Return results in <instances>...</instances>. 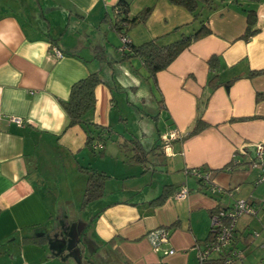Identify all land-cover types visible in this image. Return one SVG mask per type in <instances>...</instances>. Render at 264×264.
I'll return each instance as SVG.
<instances>
[{
  "label": "crops",
  "instance_id": "obj_1",
  "mask_svg": "<svg viewBox=\"0 0 264 264\" xmlns=\"http://www.w3.org/2000/svg\"><path fill=\"white\" fill-rule=\"evenodd\" d=\"M117 1L0 0V264H82L81 246L89 264H200L197 254L209 237L211 214L237 199L250 201L257 212L237 218L231 246L243 258L231 264H264V181L255 183L261 168L251 164L257 144L264 158V72L250 75L264 70V0L243 2L257 15L258 31L248 39L241 38L246 27L241 7H218L208 14L211 32L156 73L162 128L157 138L172 131L177 137L165 151L159 148L165 163L148 157L144 165L114 136L112 149L109 140L90 148L79 125L64 129L61 101L74 81L89 73L102 79L88 116L110 128L113 88L123 93L137 87L129 72L141 63L120 59L119 34L110 23ZM149 6L146 21L127 32L133 45L156 37L171 41L177 27L189 29L192 16L182 6L129 0L130 14ZM52 45L62 51L60 58L50 54ZM212 55L219 59L218 80L233 79L228 88L207 83ZM199 112L208 125L186 136ZM111 154L125 158L120 163ZM80 167L108 176L88 213L81 207L86 176ZM197 167L211 171L219 192L210 193L186 172ZM165 185L169 196L151 203ZM180 186L188 193L175 198ZM157 227L170 228L164 247H172V254L153 250L147 233ZM219 259L215 254L203 264Z\"/></svg>",
  "mask_w": 264,
  "mask_h": 264
},
{
  "label": "trees",
  "instance_id": "obj_2",
  "mask_svg": "<svg viewBox=\"0 0 264 264\" xmlns=\"http://www.w3.org/2000/svg\"><path fill=\"white\" fill-rule=\"evenodd\" d=\"M168 1L173 5L182 6L187 11H189L192 16V20L190 24H188L189 29L185 30L182 29L183 27H177L174 32H177L178 36L176 39L171 41H166L163 37H156L139 45H133L131 42H129L127 50L119 53L121 60L137 59L140 61L141 67L145 71L143 79L146 81L151 79L154 85H156L155 75L158 71L166 69L172 63V61L192 42L204 37L211 32L208 22V14L211 11L216 10L218 7L226 6L229 3L241 7L246 17V27L243 34L241 35L242 39L246 40L258 31V28H256L257 15L255 10L253 8H247L243 3L247 0ZM113 9L114 16L113 18H110L111 27L119 35H127V32L132 27L142 24L146 21L152 7H145L138 13L130 14L129 0H118ZM207 63L209 65L210 72L212 73L208 77L207 83L211 89H214L222 83L218 80L216 73H214L218 68L219 59L216 55H212L209 57ZM262 72H264V70L251 71L250 75L260 74ZM232 80L233 79L227 80L222 84L228 88ZM101 82L103 81L97 73H89L86 76L74 81L70 86L68 98L65 101H61V106L67 118V123L64 129L72 125H79L84 130L86 135V145L90 148L95 141H100L103 147V144L106 143L107 140L113 138V130L110 127L96 124L88 116V114L93 111L95 105L94 88ZM200 114L201 112H199L198 117L186 136H191L208 125L201 119ZM128 141L130 143H127ZM128 141H123L120 143L121 149L132 152V160L142 165L147 162L148 154H154L156 149L158 153L161 154L159 148L162 146V143L160 142L155 144L152 149L145 150L141 147L136 139H129ZM200 169L211 172L204 167H200ZM80 170L84 172L86 176L85 187L81 199V207L83 208L102 195L104 182L108 176L103 171H95L88 167H80ZM189 172L190 169L187 170V173ZM197 180L201 185H204L210 193H212L210 190V185L207 182H205L200 177H197ZM170 188V185H165L161 193L156 198H154L151 203H162L169 196ZM164 228L170 230L169 227ZM209 238L210 230L208 239ZM79 254L82 264L90 263V260L84 254L82 246L79 248ZM207 261H209V259L204 262ZM155 264L166 263L158 262Z\"/></svg>",
  "mask_w": 264,
  "mask_h": 264
},
{
  "label": "built area",
  "instance_id": "obj_3",
  "mask_svg": "<svg viewBox=\"0 0 264 264\" xmlns=\"http://www.w3.org/2000/svg\"><path fill=\"white\" fill-rule=\"evenodd\" d=\"M119 38L120 45L117 50L121 53L122 51L127 50L130 39L126 34L119 35ZM50 54H52L55 58H60L62 56V51L57 46L52 45L50 46ZM11 121L17 125H22L24 123L23 119L20 117H11ZM176 137L177 134L173 131L160 135L164 151L168 148L170 140ZM95 147L102 148L101 142H97ZM251 164L252 166H259L261 168V174L257 177L255 183L264 181V158H262V144H257L255 160ZM189 173L196 177H200L207 182L210 185L212 193L219 192V187L213 184L210 179V172L207 170H201L200 167H197L190 169ZM187 193V187L180 186L174 193V197L184 198ZM260 206L264 207V198L260 200ZM256 212L257 208L246 199H237L228 207L218 208L215 212H213L210 216V238L204 243V246L198 250L197 255L199 263L203 264L204 261L209 259L212 252H216L220 258L219 264H231L235 259L240 258L242 252L238 248L231 246L236 220L242 214L254 215ZM258 235L259 234L256 231L252 233V237H257ZM147 239L152 245L153 250L156 252L164 255L172 254L174 252L172 247H164V245L168 243L169 239V230L164 227H157L150 230L147 233Z\"/></svg>",
  "mask_w": 264,
  "mask_h": 264
},
{
  "label": "rangeland",
  "instance_id": "obj_4",
  "mask_svg": "<svg viewBox=\"0 0 264 264\" xmlns=\"http://www.w3.org/2000/svg\"><path fill=\"white\" fill-rule=\"evenodd\" d=\"M134 68L137 70L129 73H132L134 79L133 84L137 86L136 88H126L124 90L126 92L123 93L119 92L118 87L113 88L116 104L113 109L115 121H113L111 128L113 130V136L118 142L121 143L129 139H136L143 149L150 150L156 143H159V139L157 138L158 131L162 130L159 119L157 120L158 112L161 110L159 103L160 97L152 80L149 79L146 81L143 79L142 67L135 66ZM114 140L107 141L106 146L109 149H112L111 147L115 143L113 142ZM127 143L130 142L128 141ZM154 152V154H148L147 157H149V160L156 163L166 162L161 157V154L158 153L157 149ZM103 154L105 157L110 156L108 151H104ZM111 155H113V159H119L120 163L125 158L124 154ZM95 158L99 157L95 155ZM163 174L166 176L165 172ZM104 199L107 200L106 198ZM86 206L88 213L91 208H89V204ZM82 217L84 218V216ZM215 254L217 255L216 252H212L210 256L214 257ZM242 258L235 259V262L240 263Z\"/></svg>",
  "mask_w": 264,
  "mask_h": 264
}]
</instances>
